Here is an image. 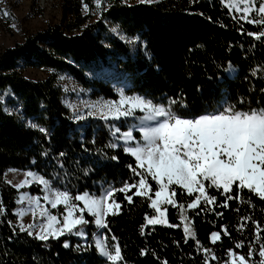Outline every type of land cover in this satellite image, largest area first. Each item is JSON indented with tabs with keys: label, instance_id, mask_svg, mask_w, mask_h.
Returning <instances> with one entry per match:
<instances>
[{
	"label": "trees",
	"instance_id": "1",
	"mask_svg": "<svg viewBox=\"0 0 264 264\" xmlns=\"http://www.w3.org/2000/svg\"><path fill=\"white\" fill-rule=\"evenodd\" d=\"M59 2L60 25L30 34L20 44L0 52V201L6 210L0 214V264H109L93 243L97 230L94 217L87 213L86 239L65 234L42 241L20 231L16 213L19 195L29 190L40 196L43 191L34 186L17 189L8 182L10 169L41 174L53 188L68 190L73 197L117 189L113 199L120 208L108 214L104 235L109 247L114 243L111 237L117 238L125 264H205L203 248L218 258L213 260L209 255L208 264H225L230 259L228 249L246 258L250 244L258 251L264 243V200L247 189L238 192L236 185L230 193L234 199L223 207L226 196L222 189L207 187L206 182L208 195L216 196V203L186 210L194 237L185 238L186 221L181 222L178 210L170 205L166 206L168 223L147 224L145 214L149 218L156 215L150 201L134 195L135 189H131L127 195H132V201L128 202L125 192L119 191L125 182L138 179L128 167H136L135 158L124 151L120 138L130 123L75 116L64 102L56 73H70L91 90L93 98L117 100L116 87L105 80L106 70L112 69L128 82L126 95L170 105L175 113L188 118L222 111L229 105L234 111L264 109V37L248 34L264 32V25L241 20L235 11L229 14L221 0L134 4L111 0L94 23L89 22L96 8L94 0ZM83 4L89 6L87 13ZM106 17L123 30L127 40L115 34L105 37L110 31ZM258 18L259 14L250 19ZM135 37L139 40L132 42ZM21 60L49 71V77L27 78L19 69ZM96 62L99 69L102 65L106 70L91 76L86 66ZM8 90L15 98L7 104L17 101L19 105L7 111L1 96ZM113 144L117 147H111ZM149 182L154 189L155 182ZM176 190L178 202L185 206L194 198L179 187ZM253 221H259L262 229L259 241ZM213 232L220 233L215 243ZM240 241L244 246L237 248ZM253 259L258 264V254Z\"/></svg>",
	"mask_w": 264,
	"mask_h": 264
},
{
	"label": "snow or ice",
	"instance_id": "2",
	"mask_svg": "<svg viewBox=\"0 0 264 264\" xmlns=\"http://www.w3.org/2000/svg\"><path fill=\"white\" fill-rule=\"evenodd\" d=\"M101 2L102 0H94L97 9H100ZM141 2L152 3L153 0H141ZM221 2L229 8V14L235 10L240 13L239 19L252 24L264 25V0H261L258 7L257 0H221ZM83 8L87 13L88 4H83ZM254 11L259 14L258 19H250V14ZM4 14L9 15L6 11ZM112 31L119 35L116 28ZM248 34L257 38L264 37V32ZM121 39L127 40L128 38L121 37ZM138 40L139 37H135L132 42ZM89 107L92 109L88 112L89 116L99 115L105 120L135 117L137 110L144 114L137 118L140 121L137 125L140 140L136 139L132 130L124 132L120 137L126 145L129 142L133 145L125 146L124 151L135 158L136 167L132 165L128 167L138 179L133 183L125 182L119 191L125 192L128 202L132 201V195H127L131 189H135L134 195L150 201L149 206L155 210L157 215L149 218L145 214L147 224L168 223L165 218L166 206L170 205L178 210L179 220L186 221L183 223L185 238L194 237V230L190 226L191 220L185 212L187 209L196 210L201 203L205 205L216 203V196L208 195L207 187L222 189L226 196L223 207H227L228 200L234 199L230 195L234 185L238 192L247 189L264 200V109L234 111L231 105L227 108H223L222 105V111L216 110L213 113L186 118L174 113L170 106L166 108L163 105L154 104L151 100L141 96H126L122 91L119 101H107ZM39 130L46 131L43 128ZM111 147L115 148L117 145L113 144ZM26 175L31 179H25L15 187L19 189L35 182L43 186L44 194L41 197L31 196L26 192L21 193L17 203L27 200L29 207L17 209L16 213L20 218V231L27 232L30 236L35 235L39 240L47 241L50 237L58 239L66 233L81 237L87 236L83 227L89 223L85 219V212L94 217L93 223L98 228L107 229L106 216L113 211V205L116 209L120 208V204L112 199L117 191L115 188L106 190L100 196L84 192L73 197L68 190L53 188L52 182L43 176L32 172ZM150 180L157 185L155 191H153ZM206 182H208L207 187ZM177 187L182 192H186L189 197L194 195L186 206L177 200ZM41 200L44 202L43 205ZM49 204L51 209H57L59 205H63V213L52 214L51 210L45 206ZM5 211L0 201V214ZM28 212H31L33 222L24 225L22 218ZM38 217L39 222H37ZM242 219L251 218L243 217ZM253 223L256 228V240L259 241L261 239L259 233L262 229L259 221H253ZM169 226L175 228L179 225ZM225 233L227 234L226 228ZM219 239L220 233H211L213 243ZM111 240L114 243L109 247L106 236L94 234V245L97 252L109 264H125L117 238L113 235ZM196 244L200 250L202 246L199 240ZM63 246L69 247L67 240ZM243 246V241L236 244L237 248ZM202 250L205 253V264H208L209 255L213 260L218 259L210 249L203 248ZM141 254H145V250H141ZM227 254L230 259L225 261V264H250V261L251 264H257L253 259L257 254L258 264H264V243L259 244L258 251L250 244L247 258L233 249H228ZM164 264L167 262L165 261Z\"/></svg>",
	"mask_w": 264,
	"mask_h": 264
},
{
	"label": "rangeland",
	"instance_id": "3",
	"mask_svg": "<svg viewBox=\"0 0 264 264\" xmlns=\"http://www.w3.org/2000/svg\"><path fill=\"white\" fill-rule=\"evenodd\" d=\"M121 1L124 3H127V4H134L135 2H141V0H121ZM157 1H161V0H153V2H157ZM110 2H111V0H102L100 9L95 8L92 11L93 16L91 17L89 22L90 23L91 22L92 23L97 22L102 16V15H100L102 10L103 9L105 10L107 5ZM260 2H261V0H257V7L259 6ZM146 3H148V2H146ZM5 11L8 12L9 15L5 16V14H4ZM234 11L235 10H233V12ZM236 13L240 15V13H238V12H236ZM61 14H62L61 2H59V0H47L46 2H43L41 0H0V52L4 49H7V47H13L16 44H20L30 34H33L37 31L44 30V29H46L52 25H60L62 23V17H63ZM256 15H258V13H256L254 11L253 13L250 14V18H253ZM105 24L107 26V29L110 30L109 32L104 33L105 37L107 36L109 38L110 34L117 35L116 32L112 31L113 28L117 29V32L119 33V35H117V36L127 37L125 35V33L123 32V30L120 29L117 24L113 23L108 17H106ZM13 25H15V26L13 27ZM69 59H70V57H69ZM99 65L100 64L98 62L87 65L86 66L87 67L86 73H88L89 75L92 76L93 74H96L97 71H100V69L106 70V69H102L103 68L102 65H101V68L99 69L97 67ZM19 69L23 73V75H25L27 78H29L33 81L44 80V79L49 77V74H48L49 71H46L45 69H43L42 67H40L38 65H28L23 60H21L19 63ZM106 73H107V75L105 77L106 78L105 80L107 82L108 81L111 82L112 86H115L117 89V92H118V99L117 100L106 99V98L101 97V96L93 98L91 90L86 89L81 84H79L70 73H67V72L56 73L58 75L57 76V84L59 87H61L63 89V91L65 93L64 102H66V104L71 108V110L73 111L75 116H77L78 118L89 116L88 112L92 110L89 107L91 105H97V104L107 102V101H119L121 91L124 93V95H126L124 91L126 88L129 87L126 79L121 78L119 76H116L114 74L115 72L112 69L111 70L107 69ZM229 74L231 76H233L235 74L234 70L231 69L229 71ZM126 96H128V95H126ZM137 96H139V95H137ZM1 98L3 99L4 103L6 104L5 109L7 111L13 110L14 108H16L19 105V103L17 101L12 102L11 104L10 103L7 104L8 100H10L11 98H15V95L12 93L11 90L4 92L1 96ZM169 106L170 105H166L165 107L167 108ZM170 107H171V110L175 113L174 108L172 106H170ZM142 115H144V114L142 112H140L139 110H137L135 117H128V118L121 117L118 120H114L111 118H109V119L112 121H116V122H123V121L127 120L130 123V126L127 128V130H125L121 133V136L124 132H126L128 130H132L133 135L136 137V139L140 140L141 136L139 133V129L137 127V125L140 123V121L137 118L142 116ZM91 117L101 118L99 115L91 116ZM186 118H188V117H186ZM149 123H151V122H149ZM115 129L117 130L119 128L117 126H115ZM119 132H120V129H119ZM121 141H122V143H124L125 146H133V145H131V142H129V144L126 145L123 139H121ZM28 172H31V171H26V170L22 171V170H18V169H10V171L6 174L7 178H8V182H10V184L15 186L17 184H21L23 181H25V179L30 180L31 178L27 177V175H26ZM32 173H34V172H32ZM37 175L42 176L41 174H37ZM31 186L43 188L42 185H39V184L33 182V183L26 185L24 187H21L19 189L23 190V189H25V188L27 189ZM156 188H157V185L153 189V191H155ZM106 190H108V189H106ZM105 191H103V192H105ZM25 192L30 194L31 196H38V195H35L32 192H30L29 190L22 191L21 193H25ZM43 194L40 196L42 197ZM20 195H19V198H20ZM100 195H97V196H100ZM114 201L116 202V200H114ZM109 202H112V200H109ZM41 204L42 205L44 204L43 200H41ZM45 206L51 210L52 214H60V213H63V211H64L63 205H59L57 207V209H51L50 204L45 205ZM81 206H82V202H81ZM28 207H29L28 201L25 200L22 203H19L18 209H21V208L27 209ZM162 207H165V205H162ZM115 210H116V208L113 205V211H115ZM37 212H39V210H37ZM112 212H109L108 214H110ZM154 212H155V210H154ZM85 213H87V212H85ZM87 214L91 215L90 213H87ZM156 215H157V213H156ZM107 216H106V218H107ZM166 217H167V213H166ZM22 220H23L24 225H28L29 223H32L33 222V216L31 214V212H28L27 214H25L23 216ZM37 222H39V217L37 218ZM18 225L20 227V218L18 221ZM86 226L87 225L83 226L84 230L86 229ZM94 227H96V230H97L95 233L96 236L104 235V229L98 228L95 224H94ZM85 232H86V230H85ZM66 234H68V233H66ZM79 237H81V236H79ZM87 237H88V234H87V236L81 237V238L86 239ZM93 243H94V235H93ZM250 264H251V262H250Z\"/></svg>",
	"mask_w": 264,
	"mask_h": 264
},
{
	"label": "bare ground",
	"instance_id": "4",
	"mask_svg": "<svg viewBox=\"0 0 264 264\" xmlns=\"http://www.w3.org/2000/svg\"><path fill=\"white\" fill-rule=\"evenodd\" d=\"M41 1L46 2L47 0H41Z\"/></svg>",
	"mask_w": 264,
	"mask_h": 264
}]
</instances>
